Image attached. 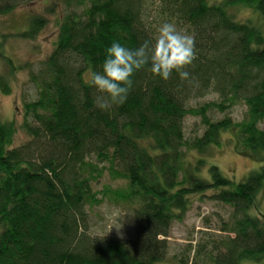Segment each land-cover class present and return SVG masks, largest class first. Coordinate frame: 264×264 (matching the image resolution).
<instances>
[{"label":"trees","instance_id":"trees-1","mask_svg":"<svg viewBox=\"0 0 264 264\" xmlns=\"http://www.w3.org/2000/svg\"><path fill=\"white\" fill-rule=\"evenodd\" d=\"M30 1L0 0V14ZM63 1L68 9L57 23L54 47L30 75L36 97L24 102L19 125L29 140L15 145L14 120L0 118V264H155L168 250L158 239L163 221L180 218L190 195L208 190L213 199L242 207L236 239L248 229L261 235L238 251L226 245L214 263L264 264V219L248 212L264 185V0H156L158 25L185 27L193 38L195 58L182 69L189 76L173 71L164 80L145 65L132 75L124 103L108 110L96 106L102 94L89 85L88 74L102 70L113 41L128 48L154 42L151 3ZM233 6L250 9L260 22L234 20L228 13ZM43 25L44 17L32 16L20 35L32 38ZM209 92L219 101L188 105ZM239 100L247 107L241 122L209 117L210 110L224 111ZM186 115L205 126L188 140ZM227 129L235 133L237 151L259 161L257 168L234 182L215 164L204 177L202 157L184 167L183 148L203 153ZM105 171L125 186L95 190ZM105 198L129 207L145 224L139 238L89 233L87 208Z\"/></svg>","mask_w":264,"mask_h":264},{"label":"rangeland","instance_id":"rangeland-1","mask_svg":"<svg viewBox=\"0 0 264 264\" xmlns=\"http://www.w3.org/2000/svg\"><path fill=\"white\" fill-rule=\"evenodd\" d=\"M207 1L217 4L222 0ZM147 2L151 3L148 21L151 22L152 28H158V20L154 18L156 0ZM79 6L76 1H72L71 7L75 11L80 12L82 7ZM67 9L63 0H33L15 7L8 13L0 14V84L3 81L9 88L8 92H4L0 85V118L6 121L14 120L17 126L15 145L29 140V136L19 125L23 120L24 102L36 97V89L30 75L38 69L39 62L52 51L57 37V23ZM228 13L238 22L250 19L255 23L260 22L258 15L244 6L228 8ZM36 15L44 17V25L34 37H22L20 33L27 28L30 17ZM176 28L185 33V27ZM209 101L218 102V95L209 92L190 100L188 105L198 106ZM246 111V105L239 100L224 111L212 109L208 115L212 120L229 117L232 122H241L246 116ZM182 126L187 140L201 135L205 128L199 117L191 115L184 117ZM259 127L264 129V121L259 123ZM236 144L238 142L234 131L224 130L220 135V143L210 146L203 153L183 148V165L188 166L202 157L206 164L201 168L204 177H208V165L215 164L224 176L238 182L260 163L250 153L242 154L237 151ZM93 185L95 190L102 191L104 188L124 187L125 181L111 179L105 171ZM212 194L211 190L191 194L189 208L180 218L163 221L161 228L157 222L151 223L153 229L159 228L161 231L158 239L168 245L166 258L155 264H215L214 256L218 252H225L226 245L238 251L248 244L251 237L261 236L253 229H248L236 239V220L242 216V207L213 199ZM87 211L89 233L92 235L135 239L139 238L144 230L145 224L134 217L129 207L106 198L97 206H88ZM248 212L258 216L260 220L264 219V185Z\"/></svg>","mask_w":264,"mask_h":264},{"label":"clouds","instance_id":"clouds-1","mask_svg":"<svg viewBox=\"0 0 264 264\" xmlns=\"http://www.w3.org/2000/svg\"><path fill=\"white\" fill-rule=\"evenodd\" d=\"M194 58L192 36L178 31L174 23L164 22L151 44L145 41L136 48H128L113 41L105 49L102 70L90 71L87 82L102 94L97 97L96 106L108 110L127 99L135 71L149 65V71L161 79L167 80L173 71L181 79H187L189 73L182 69Z\"/></svg>","mask_w":264,"mask_h":264}]
</instances>
